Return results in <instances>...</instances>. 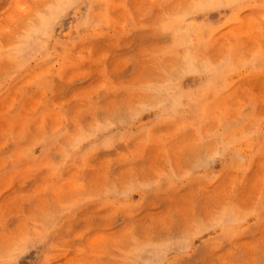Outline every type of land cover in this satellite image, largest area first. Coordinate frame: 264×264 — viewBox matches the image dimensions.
<instances>
[{"label":"rangeland","instance_id":"1","mask_svg":"<svg viewBox=\"0 0 264 264\" xmlns=\"http://www.w3.org/2000/svg\"><path fill=\"white\" fill-rule=\"evenodd\" d=\"M0 264H264V0H0Z\"/></svg>","mask_w":264,"mask_h":264}]
</instances>
